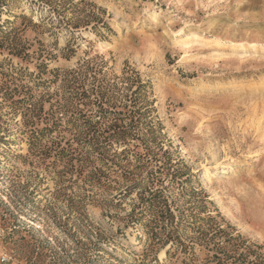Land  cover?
<instances>
[{
	"label": "rangeland",
	"instance_id": "374dc122",
	"mask_svg": "<svg viewBox=\"0 0 264 264\" xmlns=\"http://www.w3.org/2000/svg\"><path fill=\"white\" fill-rule=\"evenodd\" d=\"M48 2L0 0V264H264V0Z\"/></svg>",
	"mask_w": 264,
	"mask_h": 264
},
{
	"label": "bare ground",
	"instance_id": "6f19581e",
	"mask_svg": "<svg viewBox=\"0 0 264 264\" xmlns=\"http://www.w3.org/2000/svg\"><path fill=\"white\" fill-rule=\"evenodd\" d=\"M187 39H188V36H187L186 38L182 39V40H183V43L186 44V43L189 41V40H187ZM259 121H260V120H259ZM225 167H228V165L225 164V165L223 166V168H225ZM209 172H210V168H209V167L205 168V169H204V176H208V174H210Z\"/></svg>",
	"mask_w": 264,
	"mask_h": 264
},
{
	"label": "trees",
	"instance_id": "16d2710c",
	"mask_svg": "<svg viewBox=\"0 0 264 264\" xmlns=\"http://www.w3.org/2000/svg\"><path fill=\"white\" fill-rule=\"evenodd\" d=\"M45 2L49 3V5H52V3L48 2V0H45ZM226 264H227V262H226Z\"/></svg>",
	"mask_w": 264,
	"mask_h": 264
}]
</instances>
